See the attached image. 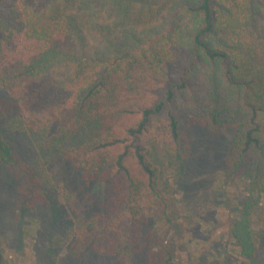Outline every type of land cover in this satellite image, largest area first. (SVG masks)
Returning <instances> with one entry per match:
<instances>
[{
  "label": "trees",
  "instance_id": "16d2710c",
  "mask_svg": "<svg viewBox=\"0 0 264 264\" xmlns=\"http://www.w3.org/2000/svg\"><path fill=\"white\" fill-rule=\"evenodd\" d=\"M0 88V220L50 206L54 222L52 188L73 189L67 259L177 264L164 174L196 214L189 165L210 136L224 197L243 189L232 245L264 264V0H0ZM15 136L41 141L42 165Z\"/></svg>",
  "mask_w": 264,
  "mask_h": 264
},
{
  "label": "rangeland",
  "instance_id": "374dc122",
  "mask_svg": "<svg viewBox=\"0 0 264 264\" xmlns=\"http://www.w3.org/2000/svg\"><path fill=\"white\" fill-rule=\"evenodd\" d=\"M99 8L102 17L106 18V20H102L103 23L108 22L109 18H115L109 6L101 5ZM64 72V68H59L56 70L54 78L63 77ZM15 138L16 147L19 148L24 158L31 161L36 167L38 164L42 165V161L39 160L41 141L29 145L21 142L19 136H15ZM205 139L208 141L207 146L209 147L207 150L210 152L197 151L189 165L191 180L195 184V188L190 191V196L194 198L197 215L192 214L188 205L183 201L187 193H183V191L174 187L172 171L168 169L164 174L163 183L166 184V189L163 190L170 204L169 213L173 222L172 231L174 233L172 235L175 238V247L177 246V264H259V259L252 261L242 258L239 251L232 245L228 227L231 214L226 209V205L229 204L235 209L233 218L237 217L241 212L238 198L242 197L243 189L234 190L236 192L234 197H224L226 192L224 191L222 172L216 167L220 160L218 155L221 150L219 146L213 144L210 136L205 137ZM229 142L228 138L226 143ZM46 143L49 144V142ZM51 143L54 147L44 149V153L50 151L51 154L53 151L52 154L55 155L58 151V144ZM26 147L31 148L27 153H25L27 149L23 150ZM31 153L32 160L28 158V154ZM53 163L55 164L52 168L60 167L55 159H53ZM67 173L69 176L77 177L76 173L69 174V172H65V174ZM207 177L208 185L205 182ZM68 178L63 175L54 180L59 184L65 183ZM4 179L6 180V178ZM4 179L3 181L6 182ZM0 182L2 181L0 180ZM57 188H52L56 192L52 191L53 193H50V196L56 201L55 208L57 210L53 209L55 215L59 214L61 216L58 220L55 219L53 222L54 213L50 210V206L36 207V209L27 213L22 221H18L13 216L7 218V212L3 215L7 219L0 220V264H42V260L47 254L52 255L50 258L60 263L61 259L65 258L70 264H116L112 259L90 253L77 261L67 259L65 248L70 243L69 230L76 229L75 221L78 212L81 210L82 215L85 208L82 201L78 200V196L73 189H70V192L62 189L58 190ZM78 188L75 187V190H78ZM106 188V185H103L94 194L101 196ZM14 196H16L15 193ZM8 198L11 199L10 196ZM8 202L5 201L6 211L9 208ZM14 212L18 214L20 209L17 208ZM15 214L13 215L15 216ZM11 218L16 222L15 224L11 223ZM18 228L19 233L17 234L19 236H14L13 234ZM16 237L17 241L19 238L21 241L15 242Z\"/></svg>",
  "mask_w": 264,
  "mask_h": 264
}]
</instances>
